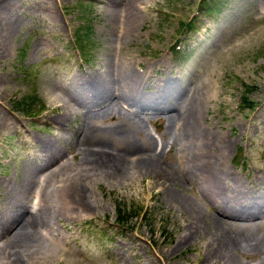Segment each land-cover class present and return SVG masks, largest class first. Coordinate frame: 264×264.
Here are the masks:
<instances>
[{"label":"rangeland","instance_id":"obj_1","mask_svg":"<svg viewBox=\"0 0 264 264\" xmlns=\"http://www.w3.org/2000/svg\"><path fill=\"white\" fill-rule=\"evenodd\" d=\"M44 1L50 13L43 10V0H14L12 14L20 21V29L15 37H8L4 52H0V117L7 114L15 126V130L0 132V181L8 182V186L0 184V211L22 177L28 154L35 150L34 137L53 139L60 135L68 139L62 159L69 162L77 151L79 134L70 130L82 114L63 121L62 128L45 120V111L59 103L54 101L50 106L44 84L97 67L104 56L146 64L147 68L134 65L144 84L137 94H148L144 87L148 80L161 84L164 79H177L187 87L199 80V87H195L199 113L195 118L201 115L197 118L202 126L208 125L210 131L215 130L214 135L220 131L231 140L227 165L247 183L264 159L261 0H137L136 29L120 45L113 42L117 27L107 23L98 0ZM181 22H189L191 29L184 33ZM34 42L39 44L31 54ZM172 47L177 51L172 52ZM121 109L128 112L125 106ZM139 115L144 116L143 126L158 143L165 123L158 117L162 114ZM25 130L29 133L26 136ZM175 147L165 154V161L176 156ZM129 180L90 182L93 214L66 209L61 219L53 220L56 238L64 240L59 241L64 253L49 264H214L203 260L201 245L207 238L189 243L175 254L168 252L182 222L164 202L151 177ZM191 187L185 193L199 199ZM20 200L28 208L37 207V191ZM40 234L47 243L53 241L44 230ZM236 253V260L243 264H264L259 253ZM65 256L69 260H63Z\"/></svg>","mask_w":264,"mask_h":264},{"label":"bare ground","instance_id":"obj_2","mask_svg":"<svg viewBox=\"0 0 264 264\" xmlns=\"http://www.w3.org/2000/svg\"><path fill=\"white\" fill-rule=\"evenodd\" d=\"M135 1L98 0L107 23L117 27L113 38L116 44L130 38L136 29L139 15L134 11ZM13 2L0 0V52H4L8 37H15L21 25L12 14ZM261 2L264 4V0ZM48 8L43 0V10L50 13ZM38 44L34 42L31 54ZM134 65L147 68L131 59L119 62L104 56L97 67L44 84L50 106L54 101L59 103L45 111V120L61 127L66 123L63 121L82 114L70 130L79 134L77 151L69 162L62 159L68 139L60 135L53 139L34 137L35 150L28 154L22 177L0 211V264L56 261L64 253L59 243L64 240L56 238L53 220L61 219L66 209L70 213L93 214L90 182L121 183L132 177H151L164 202L182 222L181 232L168 252L175 254L181 247L207 238L205 245H201L205 262L243 264L235 258L237 250L253 251L264 259V225L259 223H264V159L245 184L227 165L231 140L220 131L214 135L215 130L210 131L208 125L202 126L197 118L201 115L196 114L195 118L200 103L196 99L198 88L195 89L199 80L189 87L177 79H164L161 84L148 80L144 86L148 94H137L144 84ZM142 113L162 114L158 116L165 121L159 147L143 126L144 116L139 115ZM8 119L7 114L0 117V132L15 130ZM24 134L29 133L25 130ZM173 145L176 156L165 161V154ZM0 184L8 186L7 180ZM189 186L196 190L199 199L185 193ZM34 191L37 207L31 209L20 199L33 196ZM43 230L53 237L51 243L43 239Z\"/></svg>","mask_w":264,"mask_h":264},{"label":"trees","instance_id":"obj_3","mask_svg":"<svg viewBox=\"0 0 264 264\" xmlns=\"http://www.w3.org/2000/svg\"><path fill=\"white\" fill-rule=\"evenodd\" d=\"M190 22V21H189ZM189 22H186V23H182L181 22V25H182V28L185 29V31H189L191 28H190V25H189Z\"/></svg>","mask_w":264,"mask_h":264}]
</instances>
